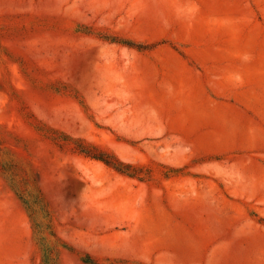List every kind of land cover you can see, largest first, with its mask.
Instances as JSON below:
<instances>
[{"label": "rangeland", "instance_id": "1", "mask_svg": "<svg viewBox=\"0 0 264 264\" xmlns=\"http://www.w3.org/2000/svg\"><path fill=\"white\" fill-rule=\"evenodd\" d=\"M0 264H264V0H0Z\"/></svg>", "mask_w": 264, "mask_h": 264}, {"label": "trees", "instance_id": "2", "mask_svg": "<svg viewBox=\"0 0 264 264\" xmlns=\"http://www.w3.org/2000/svg\"><path fill=\"white\" fill-rule=\"evenodd\" d=\"M92 158H96L98 160L103 161L105 164L110 165L109 161H106L105 159H102L101 157H96V156L93 155Z\"/></svg>", "mask_w": 264, "mask_h": 264}]
</instances>
